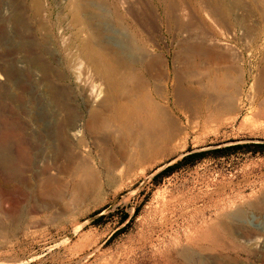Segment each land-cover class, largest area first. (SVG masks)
<instances>
[{
    "label": "rangeland",
    "instance_id": "rangeland-1",
    "mask_svg": "<svg viewBox=\"0 0 264 264\" xmlns=\"http://www.w3.org/2000/svg\"><path fill=\"white\" fill-rule=\"evenodd\" d=\"M45 1L43 0V5L46 14H43L42 20L47 16L45 24L43 21L46 30L42 27L40 29L43 32H40L49 34L47 42L50 46L54 44L51 49L53 51L56 49L55 55L53 54L56 58L52 65L46 60L44 61L47 64L42 61L50 68L60 63L62 66L55 65L56 68L53 69L54 73L56 70L57 73L59 71L56 73L58 76L60 70H63L62 67L67 66L69 57L62 43L66 45L75 28L69 21L68 8L64 7L65 0H61L62 2L58 0L56 3L52 0H47V3ZM213 1L215 3V0H90L87 4L91 23L94 28L101 31L105 37L104 41L114 42L120 40L121 36H130L148 52L149 56L159 59V69L164 68L167 70L166 74H169V77L164 79L168 86L172 85L173 81L171 73L177 71L181 73L183 70L181 67H184V60H180V45L188 39L186 42H194L193 36L202 34L206 35V43H210L209 46L212 43L222 53L224 63L227 65L221 64L219 68H223L224 65L231 68L233 66L231 75L237 73L240 76V84L242 83L239 85L240 95L237 97L239 107L236 106L232 112L217 113L208 119L205 117L201 120L192 119L198 122L196 126L195 123L190 124L189 114L184 113L179 107L178 111L177 104L173 103L171 94H168V102L163 101L161 104L168 106L182 133L177 132L178 134H175L177 136L174 135L167 143L154 144L146 153L135 147L134 142L132 143L131 138L126 135L119 141L115 138L113 141L107 139L105 142L101 141L99 135H96L95 141V137H89L86 144L92 150L95 164L102 165L107 162L100 158L99 153L105 146L110 147L105 149L109 154H113L110 155L111 159L115 158L116 163L120 161V165L116 164L119 167L110 172L97 164L99 183L97 182L98 188L95 190H87L85 194L82 192L75 198L70 199L66 196L64 200H58L56 194L65 192V188L60 187L59 183L63 176L57 171L64 159L57 158L52 150L58 143L47 139L49 133L57 129H54L56 124L52 119L40 120L39 117L44 111L34 102L28 106L32 115L28 116L24 105L32 91L25 94L21 87L19 89L10 85L9 92L15 98L13 101L17 103L7 99L0 102L2 106L5 104L4 108L0 105V136L3 138L6 131H3L4 129H8V132H13L11 135L16 136L9 137L11 140H8V146L11 154L17 159L19 168L17 177L15 176L18 179L14 177L8 180L11 184L6 182V179L3 180L6 178L2 176L4 174H0L2 177L0 193L7 198L4 208L12 209V213L4 214L0 206V264H139L143 260V255L148 259L145 264H264V151L253 152V148H250L222 156L209 154L193 165L179 166L169 175L153 179L159 171L191 152L232 145L264 144V112H261L258 102L251 104L248 98L252 92L251 84L264 59V19L262 20L264 0H242L239 3L235 0H218L225 2L226 8L230 11L223 24L213 12ZM10 3L18 5V7L14 5V9L25 10L29 0H5V3L3 0L0 12L5 8V11L7 8L10 10L8 7ZM235 16L244 17L250 28L249 33L245 34L239 28L233 27ZM27 18L25 16L24 37L29 39L34 36L33 40L35 37L40 40L45 35L39 32L35 35L36 32L33 31L34 28L38 30V26L35 21ZM200 27L203 29L200 30ZM30 32L33 34L30 35ZM214 32L215 37L210 36ZM3 46L0 43V64L12 58L8 55V47ZM164 69L161 71L165 74ZM224 70L220 69V74L215 78L221 79ZM1 73L0 85L1 83L5 85L4 74ZM54 73L45 72V78L43 76L40 78L43 82L35 88L40 97L43 94L45 96L49 89L47 85L50 84L59 92L64 90L68 94L73 93L68 95V98L76 93L79 95L83 85L82 82L74 81L71 71L61 82L54 80L56 75ZM179 73L176 74V78L181 76ZM50 74H54V78L49 77ZM241 75L244 77L243 80ZM200 78L201 75L195 80L200 81ZM221 89L224 91V88ZM19 94L27 95L23 97L25 100L21 95L19 97ZM37 94L36 97L39 99ZM72 97L70 100L67 98L66 101L60 100L50 105V109L57 114L59 125L62 118L64 116L66 118L68 107L84 116L83 112L75 108L77 104L80 103L78 107L83 104V99L80 97L74 101ZM22 101L25 103L22 104ZM198 110L202 114L201 109ZM80 118L83 121V118ZM49 129H52L51 132ZM2 131L4 133H1ZM22 137L28 140V145H23L30 152L29 159L25 161L19 159L16 152L19 146H22L19 141ZM82 150L74 152L81 153ZM48 176L52 177L50 181L57 179L59 182L57 180V183L50 182ZM164 215H169L173 226L165 236L167 239L153 248L156 254L150 256L153 252L151 247L139 250L138 240L150 231L152 224L158 226ZM220 222L228 224L230 229L232 227L234 235L217 226ZM156 230L159 232L158 228Z\"/></svg>",
    "mask_w": 264,
    "mask_h": 264
},
{
    "label": "bare ground",
    "instance_id": "bare-ground-1",
    "mask_svg": "<svg viewBox=\"0 0 264 264\" xmlns=\"http://www.w3.org/2000/svg\"><path fill=\"white\" fill-rule=\"evenodd\" d=\"M2 1L0 0V4ZM46 1L45 3H47ZM52 1L56 3L58 0H52ZM65 1H66L65 3L66 5L64 4V7L68 8V17L70 19L69 21L71 25L75 28V32L72 34L71 38H69L68 42L65 41L66 45L65 43H62L65 46V50L68 51L67 56L69 55V57H68V63H66L67 66L63 64L65 67H62L63 70H60L61 73L58 76L57 74L59 73V71L57 73L56 70L57 73L56 74L54 73L55 70H53L54 68H56L55 65L57 64L53 65L55 67L52 66L51 69L49 65H46L47 63L44 61L46 60L52 65V63L55 61L56 58L54 57L55 55L54 52L56 51V49L54 47L55 51H53L51 47L54 44L51 43L52 45L50 46L49 43L47 42L48 39L47 36L49 34L47 35L46 32L48 30L45 32L46 34L41 33L43 32V30H46V28L43 26V21L47 17V16L45 17L44 15L45 18L42 20L43 14H46L44 13L46 10L43 5L44 3L43 0H29V4H27V8H25V10H22L20 6L19 8L21 10L14 9V7L15 6L18 7V5L15 4L12 5L10 3V5H8L10 10H8L7 8V10L5 11L6 8L3 7L5 8L4 9L5 12L4 11L0 12V43L4 45L3 47H8V53H9L8 55L12 57L8 62H2L3 64H0V73L2 72L5 78V82H4L5 85H2V83L0 85V102L4 99L10 101L15 100L14 96L9 92L10 90L8 89V88L11 89V86L19 89L21 87L22 89H24L25 94L26 92L31 90L32 92L30 94V98L27 97L29 99L26 100V104L24 105L25 111L27 112L28 116L30 115L31 112L28 109V106L32 102H34V104H36L37 107L42 108V110L44 111L43 114L41 109H39L43 114V115L40 114L41 115V117H39L40 120H44V119L46 120L47 118V119H52V122L53 121L55 122L56 127L54 129L56 128L57 129L53 130L52 132L50 131L52 129H49V132L51 133L48 132L49 135L47 134L48 135L47 139L51 140L50 142L54 140L58 143L57 145L54 146L52 150L54 151V154L57 158L64 159L63 164L59 166L58 170L56 167L58 173L63 176V179H60L62 183L61 181L59 182V180L57 179L56 180L60 183L61 185L60 187L65 188L64 193L57 192L58 194H56L59 201L64 200L66 196H69L68 198L71 199V198H75L79 194H82V192H84L85 194V191L87 190L97 189L98 188L97 185L99 183L98 174H97L99 164H100V168H104V170L107 169V172L108 170L109 172L110 170H116L115 168H117V166L119 167L120 165V161L116 163L114 162V160H116L115 158L114 160L111 159L112 156L110 157V155L113 154L108 153L109 151L106 150L108 147L106 148V146H105L106 149L101 148L99 153L101 156L100 158L106 160L108 163L107 162L105 163L104 161L105 164L102 165L101 163L99 164L97 163L98 165L95 164L92 159L93 158L92 150L86 144V140L89 137H95L94 138L95 141L96 135H99L101 141L105 142L108 141L109 139L113 141L115 138H117L116 141L117 140L119 141L123 139V137L126 135L131 138V141L132 143L134 142L135 147L141 149L143 153H146L154 144L156 143L162 144L165 142L167 143V141L169 142V140L172 139V137L175 134H178L177 132H179L181 129L179 127L178 121L174 118L168 106L161 104V102L163 101H165L166 103L168 102V98H167L168 94H171L173 103L175 105L177 104L176 105L177 109L179 107V109H181L184 113H187V115L189 114L191 119L189 120V122L191 121L190 124L192 125L195 123L194 126H196L198 122L197 121L194 122L192 119L201 120L204 117L208 119L209 117L217 115V113L232 112L235 110L236 106L239 107V104L237 103V97L240 95L239 85L242 84V83L240 84L241 82L239 79L240 76L237 75V73L233 76L231 75V71H233V66L232 68L230 66H226L227 63H224L225 59L222 53L219 51V49L216 48L212 43L211 46H209L210 43L209 44L206 43L207 39L205 34H202L200 36L199 35L193 36L195 38L194 39L195 41L194 40L192 41L194 42H190V43L186 42L189 40L188 39L180 45L181 57H183V59H181L180 57V60H184V67H181L183 68L182 71L180 70L181 68L179 67L181 73L177 71V73L181 75L179 78H176L177 73L175 72L171 73L173 75V79H172L173 81L171 80L172 85L170 84L171 86L170 87L167 85L166 80H164L169 77V74H166L167 70L163 68L165 70V74H164V71L163 72L161 71L163 69L160 70L158 67V64L160 63L159 59L155 58L154 56H149L148 52L145 49H143V47L135 43V41L130 36H121L122 38L120 40L114 42H110V40H108V42L104 41L105 37H103L101 31L98 28L93 27L91 23V18L88 15L89 10H87V4H89L90 0H65ZM235 1L239 3L242 0H235ZM224 3L215 0V3L213 4V12H215L218 21L221 24L225 22V18L226 16H228L227 14L228 13L230 14V11L226 8V5ZM25 16L28 17L30 21L31 20L35 21L36 25L38 26V30L33 27L34 31L33 30L32 31L36 32L35 35H37L38 32L45 35L43 37H41L40 35L41 39L40 40L38 39L39 41L36 39L38 37H35L36 40L35 39L33 40L34 36L32 38H29L31 40L26 39L27 37L26 38L24 37L25 36L24 31L26 28L24 26ZM235 17L233 19V24H234L233 27L239 28L242 32H245V34L249 33L250 28L246 24V20L244 19V17L243 18H238L239 16L237 18ZM194 19L195 18L193 17V21ZM263 19L264 17L262 18V20ZM42 27H44V29L41 31L40 28ZM195 28H197V26ZM201 29L203 28L200 27V30ZM26 30H28V28ZM32 34L30 32V35ZM212 35H214L215 37L216 33L214 32V34H210V36ZM50 39L48 41H50ZM63 41L64 39L62 40V42ZM64 46L62 48H64ZM62 48L60 50H62ZM6 55L7 54H5V56ZM230 56H232V54ZM42 60L46 64H43ZM233 62L234 61H232V63ZM228 63L232 64L231 62ZM221 64H226L223 67L225 69L224 76L220 75L222 78L216 79L215 77L220 74V69L221 71L223 69V68H219ZM175 70L176 68L174 69V71ZM52 71L54 74H56L55 78H54V74L53 75L50 74L51 76L49 75V77L53 76L54 80L57 79L60 80V82L63 81L65 78H67L70 75L69 71H71V75H73L74 81H79L80 83L82 82L83 88L80 89L79 91L80 96L77 93L76 94L74 93L75 95L71 97L73 98L74 101L78 100L80 97L81 99H83L82 102L83 104H81L78 107V105L80 104L79 103L75 108H78L80 112H83L84 116H80L81 114L79 115L78 112L71 110L68 107L67 116L66 118L64 116L65 119L61 117L62 122L59 125L57 122L58 120L57 114H55L50 109V105L60 100L66 101L68 95H72L73 93L70 94L69 92L68 94L64 90L62 92H59L58 89H56L55 87L54 88L51 87V84L47 85L49 86V89L46 92L45 96L43 94V96L40 97L41 95L38 93L40 98L38 99L36 97L37 92L35 88H38V84H40L42 80V79L40 80V78H42V76L43 77L46 76V74L44 75L45 72L52 73ZM168 73H170V71H168ZM198 75L199 76L201 75L200 81L195 80V78L198 79L199 77ZM242 75L241 78L243 80L244 77H242ZM49 77H47V79ZM50 81L53 83L52 80ZM56 81L54 82L58 84L59 82ZM47 83L49 84V81ZM43 85L45 84L43 83ZM43 85L41 84V86ZM47 86L45 87L47 88ZM52 86H54V83L52 84ZM220 87L224 88V91ZM16 88L13 89L16 90ZM250 89L252 92H250L251 95L248 98L250 99L251 104H255L256 102H258L259 104L258 106L260 107L261 112H264V59L263 62H261V66H259L258 73L255 75L254 81L251 84ZM11 92L13 91L11 90ZM21 92L23 91L21 90ZM14 95L17 97L16 94ZM20 95L22 96V94H19V97ZM25 96H22V98ZM23 99L25 100V98ZM23 101L22 104L25 103ZM7 104L9 105V103ZM0 105L2 108H4L5 106V104L4 106H2V104ZM34 106L35 105H33V107ZM33 107L30 106V108L34 109ZM64 107L66 108V106ZM198 109H201L202 114L198 112L199 111ZM228 116H230V114H228ZM80 117L83 118V121L81 120ZM36 120L35 122L37 123L38 121ZM186 120H188V118ZM192 125L191 127H193ZM13 128L15 130V127ZM191 130H195V129H191ZM3 131H5V133ZM3 131L1 133H4L3 138L5 139L1 138L2 136H0V174L1 173L4 174L2 176H5L6 178H3V180L5 181L6 179L7 180L6 182H8V180H12L17 175L19 164L17 162V159L13 156L14 154H11L12 152L10 151V148L8 146L9 145L8 140H11V138L9 137L13 136L14 134L11 135V133L13 132L11 133L8 132V129H4ZM14 137L16 136L14 135ZM127 139L128 138H126V140ZM19 141L22 142V143L20 142L22 146H19V150L18 151L16 150V152H18V158L21 159L22 161H25L29 159V153H30L29 149L26 147L28 145V140L22 137L21 140ZM14 143H16V141ZM120 143H122V141ZM17 144L19 145L18 142ZM23 144H25L26 146H24ZM77 149L78 150L83 149V150L81 153L74 152V151H78ZM16 177L14 179H18ZM50 178L48 176L49 181ZM56 180L54 179L51 180L50 182L55 181L57 183ZM46 185L48 186V184ZM6 199L7 198L4 196V194L0 193V206L2 208V211L4 214H9L12 213L11 211L12 209L6 210L4 208L5 206L4 203L6 202ZM16 208H18V206ZM13 210L15 211V209ZM253 222H255V220ZM247 223L250 224L249 221ZM227 225L228 224L224 225V223L221 222L217 224V226L223 227V229L230 235L232 234L234 235V231H232L233 228L231 227L230 229ZM172 226H173V221L171 220L169 215H164L158 226L155 227L154 224H152L150 226V231L139 238L138 240L139 244L137 245V247L139 248V250L142 251L146 247L150 246L151 250H153L150 256H154L156 254V250L153 248H155L157 244H160L161 242L167 239L165 236L167 232L171 230ZM156 228L159 229V232H157ZM181 252L182 249L180 250V253ZM144 256L145 255H143V260H141L139 264H145V262H147L148 259L144 258Z\"/></svg>",
    "mask_w": 264,
    "mask_h": 264
},
{
    "label": "trees",
    "instance_id": "trees-1",
    "mask_svg": "<svg viewBox=\"0 0 264 264\" xmlns=\"http://www.w3.org/2000/svg\"><path fill=\"white\" fill-rule=\"evenodd\" d=\"M253 148V152H263L264 151V144H253V145H232L217 149H212L208 151H197V152H191L189 154L184 155L179 161L176 163L165 167L161 171H159L155 176L154 180L156 178H161L163 176L169 175L173 171H175L179 166H187V165H193L196 162L202 160L207 155L212 154L215 156H222V155H228L235 153L240 150L244 149H250Z\"/></svg>",
    "mask_w": 264,
    "mask_h": 264
}]
</instances>
